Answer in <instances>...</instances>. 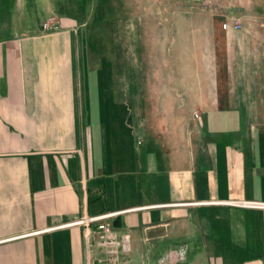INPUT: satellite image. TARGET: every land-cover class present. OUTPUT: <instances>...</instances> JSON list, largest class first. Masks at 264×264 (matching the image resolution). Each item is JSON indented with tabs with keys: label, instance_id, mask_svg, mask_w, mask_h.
<instances>
[{
	"label": "crops",
	"instance_id": "obj_1",
	"mask_svg": "<svg viewBox=\"0 0 264 264\" xmlns=\"http://www.w3.org/2000/svg\"><path fill=\"white\" fill-rule=\"evenodd\" d=\"M188 1L156 36L117 15L101 54L69 0H0V264H108L73 223L103 212L118 264H264V208L222 203L264 202V29Z\"/></svg>",
	"mask_w": 264,
	"mask_h": 264
},
{
	"label": "rangeland",
	"instance_id": "obj_2",
	"mask_svg": "<svg viewBox=\"0 0 264 264\" xmlns=\"http://www.w3.org/2000/svg\"><path fill=\"white\" fill-rule=\"evenodd\" d=\"M244 3L245 9H239V11H247L245 16L242 17L243 26L249 27L252 30L255 27L264 29V0H241ZM71 14L81 18V21L86 22L83 28L88 31V38L91 47L100 51L101 54L106 52L108 45V32L115 21L117 15H124L127 13L131 15H137L138 20L143 22L144 31L146 34L150 33L152 36H156L160 33L159 20L160 14L164 13V10L169 11L170 4L163 2L162 0H69ZM201 7L203 10H210L211 14L221 15L223 13V4H214L213 0H203ZM234 3H231V8L234 7ZM247 8V9H246ZM215 9V10H214ZM238 10V9H237ZM199 25L208 26L207 13L199 15ZM114 20V21H113ZM221 23V20H219ZM185 22V20H184ZM198 25V24H197ZM198 25V26H199ZM186 23L183 25V29L186 28ZM187 35L185 32L181 34V42L186 45ZM201 44V43H200ZM194 43V48L199 49L204 46ZM141 46L136 51L138 59H141ZM140 75H143L142 70Z\"/></svg>",
	"mask_w": 264,
	"mask_h": 264
},
{
	"label": "built area",
	"instance_id": "obj_3",
	"mask_svg": "<svg viewBox=\"0 0 264 264\" xmlns=\"http://www.w3.org/2000/svg\"><path fill=\"white\" fill-rule=\"evenodd\" d=\"M233 26L235 28H240L241 24L238 20H233ZM228 22L222 23V28L227 29L229 27ZM44 31L55 30L59 28L58 22L54 18H49L47 21L43 22L41 25ZM194 116L197 117V112H194ZM222 203H227L235 206L245 207V208H264V202L254 201V200H237V201H224ZM118 212H103L97 215L88 216L75 220V224H91L96 223L98 229L101 233L97 239V245L103 248L110 256L108 258V264H118L117 254L119 249L122 251L129 250V238L125 234L121 238H116L115 233L111 229V222L109 221Z\"/></svg>",
	"mask_w": 264,
	"mask_h": 264
},
{
	"label": "trees",
	"instance_id": "obj_4",
	"mask_svg": "<svg viewBox=\"0 0 264 264\" xmlns=\"http://www.w3.org/2000/svg\"><path fill=\"white\" fill-rule=\"evenodd\" d=\"M165 3L170 4L172 8L182 7V9H191L197 7V3L188 0H162Z\"/></svg>",
	"mask_w": 264,
	"mask_h": 264
}]
</instances>
